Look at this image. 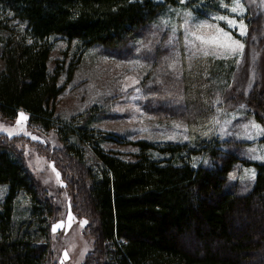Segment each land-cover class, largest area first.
Returning <instances> with one entry per match:
<instances>
[{
	"label": "trees",
	"instance_id": "16d2710c",
	"mask_svg": "<svg viewBox=\"0 0 264 264\" xmlns=\"http://www.w3.org/2000/svg\"><path fill=\"white\" fill-rule=\"evenodd\" d=\"M228 1L189 0L188 5L200 13L219 10ZM178 3L0 0V114L13 119L24 110L29 123L56 127L63 143L56 164L70 190L72 211L87 220L85 231L93 240L82 264H264V162L241 158L234 150L238 144L230 147L213 136L160 145L138 140L137 158L123 159L104 150L102 138L86 124L58 122L51 107L63 91L59 68H48L52 37L128 58L141 34ZM12 21L21 27L11 29ZM156 44L158 51L162 44ZM187 80L191 93L192 80ZM196 95V105L187 104L192 122H200L206 109L203 92ZM243 98L264 130V95L248 92ZM72 134L94 150L97 169L86 163L81 146L70 141ZM196 155L204 162L194 164ZM240 162L255 170L245 191L229 180ZM0 185L6 186L0 199V264H48L54 204L12 140L2 138ZM20 195L29 202L24 214L16 213Z\"/></svg>",
	"mask_w": 264,
	"mask_h": 264
},
{
	"label": "rangeland",
	"instance_id": "374dc122",
	"mask_svg": "<svg viewBox=\"0 0 264 264\" xmlns=\"http://www.w3.org/2000/svg\"><path fill=\"white\" fill-rule=\"evenodd\" d=\"M232 2L223 3L231 5ZM188 3L189 0H179L178 5L168 6L152 28L144 31L146 34H141L136 51L128 58L113 56L97 46L81 49L75 41L52 37L48 68L50 71L59 68V83L63 85L62 93L51 103L57 121L86 124L93 136L102 138L100 146L104 150L115 152L127 160L137 158L138 140L160 145L213 136L220 142H229L230 147L238 144L239 149L234 150L241 158L264 162V159L257 158L264 157V130L252 117L243 98L248 92L264 95V0H240L245 11L239 15L221 7L219 10L196 13ZM189 12L195 18L193 27L201 21L218 23L212 17L221 14L235 15L237 20H243L247 25L245 35H240L238 27L226 28L243 43L242 52L225 54L216 51L205 56L197 49L185 50V33L180 25ZM163 19L168 21L167 25L162 23ZM20 27L14 21L10 23L11 29ZM173 28H176L175 33ZM157 42L162 44L158 49L160 55L155 49ZM192 52L196 54L193 56ZM2 66L0 61V70ZM198 76L202 81L196 78ZM190 79L191 93L188 89L186 91L188 87L185 83ZM133 80L138 82L133 83ZM198 91L203 92V97L200 96L206 109H203L205 113L200 122H192L193 119L187 116L190 109L187 104L196 105ZM157 110H161V114ZM21 111L27 115V121L19 126L24 131L11 137L0 131V138L12 140L22 153L28 169L54 204L55 212L50 219L51 256L48 264H61L62 260L63 264H82L93 248V240L85 231L87 223L83 226L80 224L81 220L86 219L72 211L70 190L65 186L56 164L58 150L63 147L62 140L56 127L43 129L31 124L28 113L19 110L18 114ZM17 116L6 119L0 114V125L15 132ZM25 132L32 135H26ZM33 136L38 139H33ZM70 141L81 146L86 163L97 169L100 160L91 146L79 141L75 134L70 136ZM51 156L56 159L52 160ZM192 160L194 164L204 162L200 155L194 156ZM246 169L254 170L251 165L240 162L230 172L235 174V178L229 180L235 182L242 191L254 180ZM5 191L6 186L0 185V199ZM28 203L27 197L20 195L16 213L24 214ZM61 221L63 227L53 232V224ZM65 252L67 259H64Z\"/></svg>",
	"mask_w": 264,
	"mask_h": 264
},
{
	"label": "snow or ice",
	"instance_id": "6c2138e0",
	"mask_svg": "<svg viewBox=\"0 0 264 264\" xmlns=\"http://www.w3.org/2000/svg\"><path fill=\"white\" fill-rule=\"evenodd\" d=\"M183 2V0H181ZM221 8L225 9L229 13H234L239 15L245 11L243 5L240 3V0H233L232 4L221 3ZM193 17L192 13H187V18L185 19L184 23L180 25L181 28L184 29V43H185V50L189 49H197L202 51L205 56L211 54H215L216 51H223L225 54H235L237 52H242L244 45L241 43L240 40L236 39L230 30L237 28L240 32V35H245L247 33V25L244 23L243 20H237L235 15H215L212 17L213 20L218 21V23H209L208 21H201L199 24L193 27ZM222 22L225 27L221 26ZM162 23L167 25L168 21L166 19L162 20ZM176 32V28H173V33ZM171 43V38L169 40ZM140 49H137L139 51ZM196 53L192 52L194 56ZM173 65H169L172 67ZM191 67V65H190ZM138 81L133 80V83H137ZM127 87V85H126ZM243 107V105L241 106ZM123 111V109H121ZM27 121V115L21 111L19 112L16 120V128L17 130L11 131L7 127L0 125V131L7 133L9 137L13 135H19L21 131H24L23 127H19ZM176 127H180V125H176ZM255 127H260L259 125H255ZM26 135H32L31 133L25 132ZM206 135V133H205ZM174 138V137H170ZM33 139H38V137L33 136ZM187 139V137H185ZM260 159H264V157H257ZM207 163V161H206ZM55 170V169H54ZM246 172H251L252 178L255 176L254 170H245ZM59 173L57 172V177L59 178ZM229 178L234 179L235 174L229 173ZM61 183H63L61 181ZM72 214L69 213V226H71ZM88 223L87 220H81L80 224L83 226L84 224ZM63 227V221L58 222L57 224H53L52 230L56 232L58 228ZM67 229H65L66 231ZM64 259H67V252L64 254ZM63 264V260L61 261Z\"/></svg>",
	"mask_w": 264,
	"mask_h": 264
}]
</instances>
